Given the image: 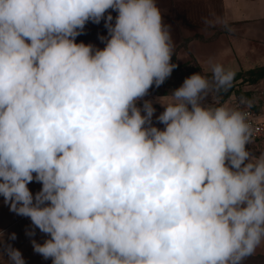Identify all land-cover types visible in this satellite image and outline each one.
Masks as SVG:
<instances>
[{
  "label": "clouds",
  "instance_id": "obj_1",
  "mask_svg": "<svg viewBox=\"0 0 264 264\" xmlns=\"http://www.w3.org/2000/svg\"><path fill=\"white\" fill-rule=\"evenodd\" d=\"M102 19L103 49L76 42ZM175 46L156 0H0V196L48 236L31 242L52 264H244L264 245L248 113L203 103L235 71L185 78L159 101L163 129L151 101L137 106ZM0 264H26L2 230Z\"/></svg>",
  "mask_w": 264,
  "mask_h": 264
},
{
  "label": "crops",
  "instance_id": "obj_2",
  "mask_svg": "<svg viewBox=\"0 0 264 264\" xmlns=\"http://www.w3.org/2000/svg\"><path fill=\"white\" fill-rule=\"evenodd\" d=\"M156 4L164 23L171 26L176 45L172 62L177 67L161 86L153 85L137 106L142 108L145 100L151 101L156 109L152 123L163 129L164 125L156 120L164 111L161 103L168 102L169 94L180 87L185 78L200 72L211 81V67L215 63L234 70L235 74L264 67V0H156ZM215 16L226 19L227 25L209 27L204 24L205 18ZM100 37L89 39L85 44L103 49L105 43ZM239 84L240 81L234 83V91L230 93L215 92L213 85L203 103L233 107L242 99L249 100L254 103L256 112L264 115V79L255 85ZM248 147L257 156L264 153V134ZM28 187L35 194L42 185L33 181ZM31 228L30 219L11 212L0 196V230L5 240L21 251L26 264H52L51 259L46 260L33 251L31 242L43 243L48 236L36 229L35 235L30 237L26 232ZM11 233L16 234L15 240L8 239ZM251 257H264V245Z\"/></svg>",
  "mask_w": 264,
  "mask_h": 264
},
{
  "label": "trees",
  "instance_id": "obj_3",
  "mask_svg": "<svg viewBox=\"0 0 264 264\" xmlns=\"http://www.w3.org/2000/svg\"><path fill=\"white\" fill-rule=\"evenodd\" d=\"M102 36V33L95 34L93 31V28L88 29L86 31H83L81 34V37L79 38V42L85 43L89 39L98 38ZM210 79H212V76H210ZM262 79H264V67L255 68L254 70L235 74L234 80L232 81V85L229 89H227L225 92H232L234 91V83L240 81L239 85L249 84V85H255L259 83ZM216 92V91H215ZM247 259H250V261H253L254 263H261L264 262V257H248Z\"/></svg>",
  "mask_w": 264,
  "mask_h": 264
},
{
  "label": "built area",
  "instance_id": "obj_4",
  "mask_svg": "<svg viewBox=\"0 0 264 264\" xmlns=\"http://www.w3.org/2000/svg\"><path fill=\"white\" fill-rule=\"evenodd\" d=\"M248 103L236 102L233 108L245 111L248 113V122L253 132V140L260 139L264 134V115L259 114L255 110V105L252 101L247 100Z\"/></svg>",
  "mask_w": 264,
  "mask_h": 264
},
{
  "label": "rangeland",
  "instance_id": "obj_5",
  "mask_svg": "<svg viewBox=\"0 0 264 264\" xmlns=\"http://www.w3.org/2000/svg\"><path fill=\"white\" fill-rule=\"evenodd\" d=\"M111 11V10H109ZM113 15V17L115 18V16L117 15L116 12H112L111 13ZM113 23H114V20H113ZM105 21L102 19L101 22L99 24H96V23H93L91 20H89L86 24H85V27H84V30L83 31H86L88 29H91L93 28V31L95 32V34H98V33H102V36H107L108 35V32H107V29L105 28ZM81 37V35L77 36L76 37V42L78 43L79 42V38ZM215 90V88H213ZM221 92H225L224 90H221ZM244 264H264V262H257V263H254L253 261H250V259H246L244 261Z\"/></svg>",
  "mask_w": 264,
  "mask_h": 264
}]
</instances>
